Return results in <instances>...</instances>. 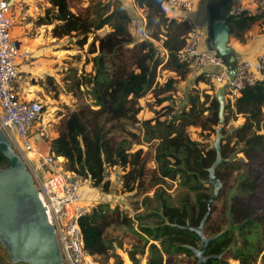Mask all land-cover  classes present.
<instances>
[{
  "label": "trees",
  "instance_id": "16d2710c",
  "mask_svg": "<svg viewBox=\"0 0 264 264\" xmlns=\"http://www.w3.org/2000/svg\"><path fill=\"white\" fill-rule=\"evenodd\" d=\"M134 1L146 11V37L139 40L130 32L131 17L122 6L95 22L89 9L84 13L74 12L69 0H48L45 14L37 19L38 25L54 24V37L73 33L83 36L79 39L81 44L86 43L93 30L105 25L111 27V31L99 39L98 46L95 41L91 43L89 52L98 51L92 57L93 72L86 74L80 83L90 86L97 109L83 105L63 117L56 126V135L51 138L50 151L65 158L68 170L89 179L103 191L111 187L108 166L123 170L124 190L141 194L154 191L158 209L149 216L155 221L152 225L139 223L137 229L118 207L90 201L91 211L80 218V227L87 250L98 262L97 257H100L104 258L101 264H109L113 257L118 259V264H123V259L115 252L114 240L105 235L109 226L120 224L129 226L135 234L132 238L127 236L128 241H132V249L128 250L132 264L139 263V255L146 252L145 264H196L190 246L199 247L200 238L195 231L173 224L198 226L207 210V199L211 196L205 191L207 169L215 160L216 151L212 145L206 146L191 136L189 128L216 131L219 102L214 92L189 90L182 94V105L164 104L155 117L142 121L143 138L134 131H128L126 137L106 128L107 124L121 120L138 124L142 108L139 99L149 91L159 105L172 99L176 84L187 77L191 67L180 58L189 32L187 23L167 13L171 9L166 0ZM261 17L262 14L249 15L245 10L232 15L231 34L241 36L240 32ZM163 71L173 72L175 76L161 82L158 75ZM196 81L206 82L203 72ZM212 85L217 92L218 88ZM226 102V121L230 113L240 114L244 120L228 135L224 126L222 155L227 160L216 170L223 184L219 194L225 193L233 175L234 185L229 187L235 194L228 200L227 215H222L221 219H213L212 205L204 233L207 236L221 234L210 242L206 254L222 256L210 258L207 264H230V259L239 264H264V72L233 104L227 99ZM153 140H156L155 166L150 167L151 158L142 148L132 150V146ZM8 164L7 157L0 153V168ZM176 178L194 193V198L187 194L178 204L172 201L161 183ZM122 243L119 242L120 247ZM0 264L24 263L12 262L5 251Z\"/></svg>",
  "mask_w": 264,
  "mask_h": 264
},
{
  "label": "rangeland",
  "instance_id": "374dc122",
  "mask_svg": "<svg viewBox=\"0 0 264 264\" xmlns=\"http://www.w3.org/2000/svg\"><path fill=\"white\" fill-rule=\"evenodd\" d=\"M39 13L32 12L29 0H19V3L13 9L15 26L12 35L15 39H21L27 51V59H25L22 67L19 64V84L26 89L32 87V84H38L43 96L44 114L40 123H43L47 129L49 137L36 143L37 149L43 154H49L51 138L56 135V126L61 119L71 112L77 110L83 105H89L93 109H97L93 105L92 95H90V86L85 84L80 85L85 80L86 74L93 72L92 57L98 53H90L91 43L95 41L96 46L99 44V39L104 37L111 31L109 25H105L100 29H95L87 36L86 43L81 44L79 41L83 36L76 33L65 35L62 37H54L52 27L54 24L38 25L37 19L45 14V9L49 6L48 0H37ZM70 8L74 12L84 13L89 9L91 16L95 22L100 17L109 13L117 7H125L130 14L129 30L137 39L146 37V11L138 7L134 0H69ZM42 12V14H40ZM52 26V27H51ZM40 37L39 39H37ZM80 39V40H79ZM156 43L161 46L160 42ZM165 59V56H163ZM187 77L180 81L177 85V91L185 92L189 90L205 91L216 93L213 85L206 79V82L198 83L196 77H192V73L198 71V67L191 66ZM175 76V73L163 71L158 75V80L163 82L165 78ZM21 82V83H20ZM205 86L203 90L202 87ZM34 88V87H33ZM38 88V87H37ZM213 88V91H211ZM174 92L172 99L159 105L151 91L139 99V104L142 107L139 114V123L131 125L129 121H118L116 123L107 124V129H112V133L119 136H126L128 131L136 132L140 138L144 137V128L142 121L156 116V111L164 104H172L175 106L182 105V96ZM165 117V116H164ZM162 117V119L164 118ZM242 119L238 116L229 114L226 121V135L230 134L232 129L242 123ZM154 123V121H152ZM113 125V126H112ZM191 136L197 138L206 146L212 145L215 137V130L201 131L199 128H189ZM39 131V130H38ZM143 131V132H142ZM39 136L36 135V137ZM156 140L150 142H142L134 144L132 150L142 148L148 158H151L148 165L155 166L154 162V147ZM123 170L120 167H107V176L111 181L109 191H103L100 187L93 186L92 182L87 179L85 185L84 198L88 202H107L111 208L118 207L121 212L127 214L129 219L133 221L134 229H137L139 223L152 225L155 220L149 215L158 209V203L154 198V191L148 194H141L136 191H126L122 187ZM233 179L227 183L226 191L223 195L213 203V219H221L222 215H227L228 200L234 196ZM161 188L167 193L172 201L179 203L187 194L194 198V193L188 187L181 185V180L176 178L166 179L161 183ZM205 191L213 193L214 185L205 184ZM147 195V196H146ZM225 227V226H224ZM106 237L114 240L115 252L123 259V264H132L128 255V250L132 249V241L128 238L135 237L134 232L129 226L114 224L108 227L105 233ZM123 241L122 246L119 242ZM5 248L0 244V258L5 253ZM147 252L143 256L139 255L140 262L137 264H145ZM103 263L104 258L97 257ZM128 262V263H127ZM230 264H239L236 260L230 259ZM109 264H118V259L111 258Z\"/></svg>",
  "mask_w": 264,
  "mask_h": 264
},
{
  "label": "built area",
  "instance_id": "2783aa9c",
  "mask_svg": "<svg viewBox=\"0 0 264 264\" xmlns=\"http://www.w3.org/2000/svg\"><path fill=\"white\" fill-rule=\"evenodd\" d=\"M18 3L19 0H0V129L9 137L14 150L22 156L34 177L55 229L64 264H101L87 250L80 227V218L92 207L84 198L87 180L68 170L63 156L53 152L43 154L36 146V132L41 138H47L49 134L40 123L44 103L24 99L17 86L19 64L28 56L12 35L15 26L13 9ZM166 5L179 11V20L189 26L186 45L180 50L181 60L201 68L215 87L226 86V99L233 104L264 72V51L254 60L241 59L234 78H231L218 53L201 47L204 23L187 15L193 11L194 0H166ZM242 11L241 7H233L231 15H239Z\"/></svg>",
  "mask_w": 264,
  "mask_h": 264
},
{
  "label": "water",
  "instance_id": "95a60500",
  "mask_svg": "<svg viewBox=\"0 0 264 264\" xmlns=\"http://www.w3.org/2000/svg\"><path fill=\"white\" fill-rule=\"evenodd\" d=\"M232 8V0H212L208 3L205 47L218 53L225 63L228 74L234 78L240 60L230 43L229 21ZM216 96L219 102V122L213 141L216 157L207 169L206 179L207 184L214 185L213 193L207 199V210L198 226L173 224L195 231L200 238L199 247L190 246L196 264H207L210 258L222 256L206 254L210 242L221 232L212 236L204 233L212 205L223 186L216 170L227 160L222 155L223 131L226 125V86L219 87ZM0 153L9 160L7 166L0 168V244L14 263L64 264L55 229L49 221L34 177L2 129Z\"/></svg>",
  "mask_w": 264,
  "mask_h": 264
},
{
  "label": "crops",
  "instance_id": "0c3cea01",
  "mask_svg": "<svg viewBox=\"0 0 264 264\" xmlns=\"http://www.w3.org/2000/svg\"><path fill=\"white\" fill-rule=\"evenodd\" d=\"M210 1L212 0H194L193 11L187 14L192 19L204 23L205 31H204V37H203L202 45H201L202 48H206L205 40H206V21H207V13H208L207 5ZM36 2L37 0H29V4H30L32 12L39 13V7L37 6ZM232 5L233 7H241L243 10L247 11L249 15L262 14L263 16L257 19L256 21H254L246 30L240 32L241 36H236L234 34H231L230 43L234 51L236 52L239 60L241 59L254 60L257 58V56L262 51H264V0H232ZM167 11L169 15H172L180 19L179 11L177 10H167ZM40 14H42V12ZM42 25H45V24H42ZM46 25L50 27L49 24H46ZM39 38L40 37H38L37 39ZM16 41L20 47H24V43L22 42L21 39H16ZM24 62L25 61H22L20 63L21 67ZM202 71L203 70L198 67V71L196 73H192V77L194 78L197 77L199 73H201ZM199 83H202V82H199ZM17 86H18L20 95L24 99H27V100L34 99V100H40L42 102L44 101L42 99L44 96V93H42L41 90L39 89L41 87L40 85L32 84V87L25 89L23 85L21 86L19 84V81H18ZM216 88L218 87L216 86ZM202 89L204 90L205 86H203ZM184 92H185L184 90L183 92L179 91L178 94H181L182 96ZM237 116L240 117L242 120H244V117L242 115L239 114ZM36 135H38L37 132L35 133V136ZM36 138L38 141L44 140V138L43 137L41 138L40 135L37 136ZM85 192H86V189H85Z\"/></svg>",
  "mask_w": 264,
  "mask_h": 264
},
{
  "label": "bare ground",
  "instance_id": "6f19581e",
  "mask_svg": "<svg viewBox=\"0 0 264 264\" xmlns=\"http://www.w3.org/2000/svg\"><path fill=\"white\" fill-rule=\"evenodd\" d=\"M56 154V153H55Z\"/></svg>",
  "mask_w": 264,
  "mask_h": 264
}]
</instances>
